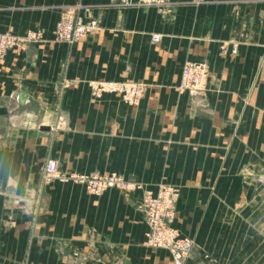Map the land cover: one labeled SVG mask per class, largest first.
Instances as JSON below:
<instances>
[{"label": "crops", "instance_id": "1", "mask_svg": "<svg viewBox=\"0 0 264 264\" xmlns=\"http://www.w3.org/2000/svg\"><path fill=\"white\" fill-rule=\"evenodd\" d=\"M78 2L97 29L73 45L53 42L61 9ZM35 27L46 31L42 42L10 49L0 61V264H173L167 251L144 245L136 201L110 194L112 202L81 214L75 190L45 182L47 160L60 162L68 139L87 135V121L96 119L144 121L143 128L135 124L134 149L149 153H135L148 167H158L163 152L171 153L168 166H190L185 153L216 152L224 135H264L257 131L264 117L254 123L260 109L253 106L264 104V95L250 93L264 88V0H0V31L21 35ZM225 42L237 45L236 54L221 52ZM187 60L210 64L209 113L177 92ZM110 79L143 85L133 112L110 106L117 101L109 96L94 100L89 82ZM243 182L264 214V178L251 174ZM220 245L199 242L189 264H264V255L233 256Z\"/></svg>", "mask_w": 264, "mask_h": 264}, {"label": "rangeland", "instance_id": "2", "mask_svg": "<svg viewBox=\"0 0 264 264\" xmlns=\"http://www.w3.org/2000/svg\"><path fill=\"white\" fill-rule=\"evenodd\" d=\"M87 11L85 5L79 2L74 7L64 6L51 30L53 42L73 45L93 33L98 27L97 21L86 18L84 14ZM68 17L74 18L76 23L95 20V29L85 37L70 42L63 37L65 29L57 28L59 22ZM29 32H38L39 35L32 40L22 41L21 38ZM45 32L43 28L35 27L21 35L11 31H0V34L14 39V44L7 50L9 51L16 47L42 42L45 39ZM58 33L63 36L60 38ZM152 36H158V41L160 40V36L154 34L151 35V41ZM220 49L222 53L230 51L236 54L237 45L232 43L228 48V43L225 42ZM4 58L5 56L0 61ZM185 65L188 71L182 77ZM182 80L184 84L187 82L186 86L181 87ZM210 81L208 61L187 60L180 67L177 92L187 95L191 106L209 113L212 110L207 98ZM88 85L95 101L99 102L109 96L111 101H117L110 106L123 107L131 112L144 93L143 85L132 80H93ZM250 93L264 95V88H252ZM253 106L260 109L257 111L258 117L254 120L257 124V119L264 117V104ZM57 122H64L62 116L57 117ZM87 122H89L87 135L68 139L71 149H64L60 162L54 159L47 160V163L51 160L56 162L55 174L46 176L44 170L46 183L54 182L67 189L72 188L78 193L79 207L84 209L81 214H85V208H89L91 204L98 207L107 202L105 198L111 196L106 195L122 194L132 198L127 203L136 201V207L142 213L146 227L144 245L165 250L170 257L168 250L146 242L148 220L155 213H159L163 226L172 227L178 235L192 242L190 255L195 246L199 242L203 243L205 239L221 243V250L233 256L264 255V214L258 210L262 206V200L259 195H250L248 186L243 182L245 176L251 174L264 178V135L253 137L224 135L221 136V149L216 152L185 153L184 155L188 154L191 157L190 166H168L167 159L169 160L171 153L163 152L159 153L162 158L164 157L163 162L158 167H148L146 166L148 162L135 160V153L138 156L149 153L135 152L134 149L135 124L138 122L137 127L143 128L144 121L110 118ZM153 123L154 126H165L164 121L154 120ZM257 131L264 132V123H260ZM112 180L113 183L110 185L108 182ZM139 196L140 200L137 201ZM186 226L190 227L192 234L180 231ZM200 237L202 239L199 240ZM206 256L211 255L208 253Z\"/></svg>", "mask_w": 264, "mask_h": 264}, {"label": "built area", "instance_id": "3", "mask_svg": "<svg viewBox=\"0 0 264 264\" xmlns=\"http://www.w3.org/2000/svg\"><path fill=\"white\" fill-rule=\"evenodd\" d=\"M117 3L123 5H151V4H158L162 0H113ZM96 21L89 19L86 22H78L76 23L75 19L72 17H68L65 20L59 22L57 28H64V36L61 33L60 38L63 36L70 42L77 41L89 32L95 29ZM67 29V31H66ZM56 32V31H55ZM57 33V32H56ZM38 32H29L27 33L21 40H32L38 37ZM158 36H152V41H158ZM14 44V39L8 37L7 35L0 34V59H2L8 48L12 47ZM188 71L187 65H185L182 69V77ZM185 77V76H184ZM187 82L184 84L183 80L181 81V87L186 86ZM56 162L49 161L46 164L45 168V175L52 176L56 172ZM110 185L113 183L112 181L108 182ZM146 242L149 245L154 247H161L168 250L171 254L173 264H189L188 258L190 256L192 250V242L185 237H181L178 233L172 228L162 225V219L160 218L159 213L153 214L148 220V232H147V239Z\"/></svg>", "mask_w": 264, "mask_h": 264}, {"label": "water", "instance_id": "4", "mask_svg": "<svg viewBox=\"0 0 264 264\" xmlns=\"http://www.w3.org/2000/svg\"><path fill=\"white\" fill-rule=\"evenodd\" d=\"M43 130H47V128L44 127Z\"/></svg>", "mask_w": 264, "mask_h": 264}]
</instances>
